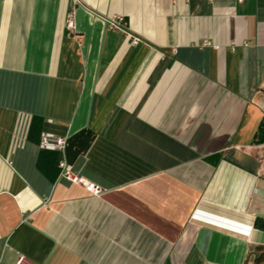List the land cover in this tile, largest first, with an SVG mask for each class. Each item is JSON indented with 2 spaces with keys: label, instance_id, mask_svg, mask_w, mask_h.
<instances>
[{
  "label": "crops",
  "instance_id": "0c3cea01",
  "mask_svg": "<svg viewBox=\"0 0 264 264\" xmlns=\"http://www.w3.org/2000/svg\"><path fill=\"white\" fill-rule=\"evenodd\" d=\"M263 94L264 0H0V264H264Z\"/></svg>",
  "mask_w": 264,
  "mask_h": 264
},
{
  "label": "built area",
  "instance_id": "2783aa9c",
  "mask_svg": "<svg viewBox=\"0 0 264 264\" xmlns=\"http://www.w3.org/2000/svg\"><path fill=\"white\" fill-rule=\"evenodd\" d=\"M75 3H78L79 0H74ZM74 14L72 12L69 13V20H68V26H73L74 25V21L73 18ZM120 22H124V18L123 17H118L117 21H114L112 23V26H115L116 23H120ZM138 39H134V43H137ZM263 101H264V94H263ZM67 145V139L65 137H60V136H51L48 134H44L42 135L41 138V147L42 148H46V149H50V150H56V151H63L65 150ZM60 168H61V176H64L66 178H68L69 180L78 183L82 186H84L85 188H87L89 191L93 192V193H98L100 190V187L98 185H96L95 183H92L91 181H89L88 179L84 178V177H78L72 174L68 163L63 159L59 162ZM21 261H23V259H21ZM19 261L18 264H22V262Z\"/></svg>",
  "mask_w": 264,
  "mask_h": 264
},
{
  "label": "trees",
  "instance_id": "16d2710c",
  "mask_svg": "<svg viewBox=\"0 0 264 264\" xmlns=\"http://www.w3.org/2000/svg\"><path fill=\"white\" fill-rule=\"evenodd\" d=\"M68 142V141H67ZM253 142L260 144V143H264V119L260 124V127L254 137ZM43 153L44 152H48L49 155H52L53 160L55 162L56 168H58L59 173H61V168L58 162V156H57V151L56 150H50V149H46V148H42Z\"/></svg>",
  "mask_w": 264,
  "mask_h": 264
}]
</instances>
